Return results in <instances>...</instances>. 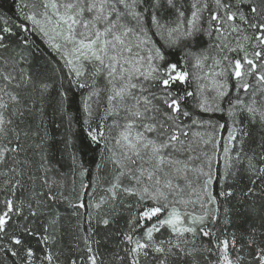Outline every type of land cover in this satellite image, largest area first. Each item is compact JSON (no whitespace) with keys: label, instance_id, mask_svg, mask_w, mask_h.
<instances>
[{"label":"snow or ice","instance_id":"1","mask_svg":"<svg viewBox=\"0 0 264 264\" xmlns=\"http://www.w3.org/2000/svg\"><path fill=\"white\" fill-rule=\"evenodd\" d=\"M15 7L16 19L0 13V264H264V0ZM35 33L63 72L57 108L69 132L83 90L81 128L99 155L90 173L65 140L71 182L49 174L43 109L24 94L52 88L21 67ZM35 113L37 130L26 124ZM214 113L225 122L205 118ZM60 202L77 220L71 252ZM119 209L127 217L113 233ZM102 234L119 251L102 254Z\"/></svg>","mask_w":264,"mask_h":264},{"label":"trees","instance_id":"2","mask_svg":"<svg viewBox=\"0 0 264 264\" xmlns=\"http://www.w3.org/2000/svg\"><path fill=\"white\" fill-rule=\"evenodd\" d=\"M18 2L19 0H0V13L5 14L12 19H16L19 13L15 5ZM29 39L34 43L31 48L24 49V52L27 54L28 61L27 63L22 64L21 67L25 68L29 74L33 75V79L37 84L41 82L39 77H42L48 83L52 84V88L49 89V91L45 93L42 98L37 92H33L31 89L25 90L24 94L26 96L36 97V108L42 107L43 109V123L40 131L42 136L45 132L47 133L43 155L46 156V162L50 167H52V171L49 174L56 175L57 172L61 174H68L69 182H71L73 179V174L71 172L72 162L69 155L70 149L66 148L65 140L70 138L74 141L76 147L80 149L79 156L84 161L85 166L89 167L90 173H94V160H99V155L95 151L96 146L92 145L91 147H88L87 141L84 140L85 133L81 128L83 122V112L82 109H80L79 92L83 90H78L77 94H75L73 99L69 102L68 110L72 114V128L71 132H69L67 117L59 112L57 108L59 101L57 89L59 88L60 77L63 75V72L57 71L54 64L50 63V61H55L57 58L49 48L45 39L39 33L32 34ZM205 118H213L223 123L226 120V114L214 113L210 114V116H206ZM40 123L41 116L39 113H35L31 118L26 120V124L31 125L33 130H37L36 126ZM21 127H24V125H21ZM249 131L255 134L257 129L250 128ZM237 139H239V136ZM236 147L238 148L239 145L237 144ZM29 155L33 156L37 164L40 162L41 153L37 152L33 155V153L30 152ZM39 174H42V172ZM105 174V172L100 173L101 176H104ZM74 178L78 188L80 179L78 175ZM86 179H91V176ZM65 194H67V192ZM103 195L104 192L102 189L98 188L96 199L98 200L100 196ZM58 210L61 214L63 235V239L60 243L67 252H71V244L74 243L73 238L76 235V216L72 210V206L69 204L60 202ZM79 211L83 212L84 210ZM119 213L120 214L116 217V224L111 226L108 231L114 233L117 226H124L127 212L124 209H119ZM93 223H95V220ZM96 239L101 241L100 249L102 254L105 252L119 251L117 247L119 244V238L115 235H112L108 240H105L102 234L96 236Z\"/></svg>","mask_w":264,"mask_h":264},{"label":"rangeland","instance_id":"3","mask_svg":"<svg viewBox=\"0 0 264 264\" xmlns=\"http://www.w3.org/2000/svg\"><path fill=\"white\" fill-rule=\"evenodd\" d=\"M30 2H31V0H30Z\"/></svg>","mask_w":264,"mask_h":264}]
</instances>
